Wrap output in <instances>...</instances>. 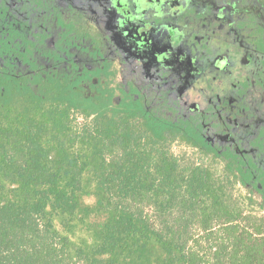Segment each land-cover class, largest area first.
I'll list each match as a JSON object with an SVG mask.
<instances>
[{"label":"trees","instance_id":"1","mask_svg":"<svg viewBox=\"0 0 264 264\" xmlns=\"http://www.w3.org/2000/svg\"><path fill=\"white\" fill-rule=\"evenodd\" d=\"M12 38H0V264H264V178L245 155L125 88L112 62L44 65L58 59L32 61Z\"/></svg>","mask_w":264,"mask_h":264},{"label":"flooded vegetation","instance_id":"2","mask_svg":"<svg viewBox=\"0 0 264 264\" xmlns=\"http://www.w3.org/2000/svg\"><path fill=\"white\" fill-rule=\"evenodd\" d=\"M95 8L0 0V38L24 42L32 61L47 53L58 59H40L44 65L112 62L125 88L132 83L172 106L200 125L213 149L245 155L264 178V0H106L103 11ZM89 14L97 25H87ZM219 59L236 64L235 95L210 97L201 86L209 70L230 74Z\"/></svg>","mask_w":264,"mask_h":264},{"label":"rangeland","instance_id":"3","mask_svg":"<svg viewBox=\"0 0 264 264\" xmlns=\"http://www.w3.org/2000/svg\"><path fill=\"white\" fill-rule=\"evenodd\" d=\"M62 4L64 5L65 8L68 7V5H80L85 7H96L94 10L100 12L103 11V8L106 7V0H90V1H85V0H62ZM98 8V10H97ZM92 10V9H91ZM91 13H93V11H90ZM92 16H94V14H92ZM86 23L87 25H97V21L92 19L91 15L89 14L88 16H86ZM213 57H210V59ZM209 59V57H208ZM210 59L206 61V63L208 64L210 62ZM118 60V58H117ZM219 63L221 64V66H226L227 65V71L228 73H230L228 76L225 75L226 73L224 72H220V71H216V70H209L210 73H208V77H203V83H201V86L204 87L207 91H209V96L210 97H216L218 96L219 98H222L226 95H228V93L231 95H235L234 92V87H233V81L236 78L235 74H234V68L236 67L235 62L230 61L229 64L228 62L223 64L222 59H219ZM231 62H233V65L231 64ZM220 78L221 77V85H217L215 83H213L211 80L212 78ZM229 77V78H228ZM232 80V81H231ZM211 82V83H208ZM235 82V81H234ZM233 91V92H232ZM179 149H184V151H187L188 153H190V150H188L189 148H185V147H177L174 146L173 147V151L175 153H177V151H179ZM195 156V155H194Z\"/></svg>","mask_w":264,"mask_h":264}]
</instances>
